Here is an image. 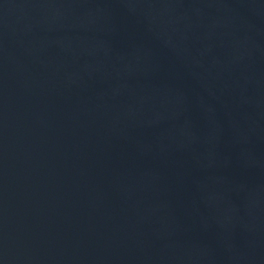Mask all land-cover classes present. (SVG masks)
<instances>
[{"label":"water","instance_id":"1","mask_svg":"<svg viewBox=\"0 0 264 264\" xmlns=\"http://www.w3.org/2000/svg\"><path fill=\"white\" fill-rule=\"evenodd\" d=\"M0 264H264V0H0Z\"/></svg>","mask_w":264,"mask_h":264}]
</instances>
